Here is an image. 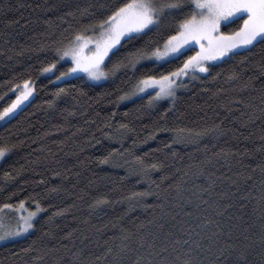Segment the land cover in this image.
Instances as JSON below:
<instances>
[{
    "label": "trees",
    "instance_id": "1",
    "mask_svg": "<svg viewBox=\"0 0 264 264\" xmlns=\"http://www.w3.org/2000/svg\"><path fill=\"white\" fill-rule=\"evenodd\" d=\"M114 2L0 0V110L16 99L24 81L33 82L25 104L0 124V147L11 149L0 164V208L24 201L45 209L29 234L0 245V264H135L145 253L138 248L139 235L156 232V224L167 221L164 231L171 227L173 238H179L181 229L206 216L221 223L231 216L230 223L240 225L235 234L247 229L258 252L264 216V45L233 52L174 100L152 105L154 92L129 101L120 97L148 76L176 71L193 54L190 49L168 63L145 61L175 34L179 14L172 30L122 40L106 62L111 73L106 82L81 75L56 81L69 62L51 74L42 71L59 62L58 48H68L100 18L102 5ZM240 25L242 20L230 21L221 33L231 34ZM117 63L121 67L113 74ZM60 89L64 92L57 97ZM104 158L108 163H101ZM145 192L153 195H133ZM97 200L106 203L96 206ZM203 200L234 206L221 218ZM162 202L163 212L152 207ZM122 235H132L137 251L114 261L125 243ZM24 248L33 251L26 254ZM209 259L205 255L204 264Z\"/></svg>",
    "mask_w": 264,
    "mask_h": 264
},
{
    "label": "snow or ice",
    "instance_id": "2",
    "mask_svg": "<svg viewBox=\"0 0 264 264\" xmlns=\"http://www.w3.org/2000/svg\"><path fill=\"white\" fill-rule=\"evenodd\" d=\"M102 7L105 10L101 13L100 18L84 27L81 33L76 34L70 48L57 49L61 59L70 56L75 65L69 72L62 73V76L83 71L88 74L90 79H106L107 74L101 71V65L104 64L105 57H108L109 53L115 55L114 50L118 45H121L122 40L131 41L148 32L160 33L172 30V22L176 20L178 14L183 18L175 24V34L167 36L162 55L159 47L154 50L155 59L153 62L163 60L164 63H168L179 59L185 54L184 46L190 42L200 45V51L189 56L183 62L182 67L168 75L161 76L160 80L168 87H160L156 95L149 100L150 105L162 98L174 97L175 89L182 86V82L177 83L180 77L187 76L190 72L195 73L197 70L208 72L207 61L223 57L234 49L244 48L251 51L257 44L264 45V0H115L114 3H107ZM186 8L187 11H185ZM87 12V9L83 10V13ZM237 20H242V25L237 31L227 35L220 33L222 21L234 22ZM205 41L206 44L203 43ZM89 45H92L89 48L91 55H82L83 49ZM140 59H144V57L141 56ZM148 59H153V57H148ZM136 63H139V60L133 61L132 66L135 67ZM55 67L56 65L53 63L42 71L47 73ZM119 67H121L120 63L113 66V74ZM193 78L195 77L193 76ZM156 83L158 82L154 77L148 76L147 79L139 81V91L147 93L148 86ZM23 87L24 91H21L15 100L0 110V121L14 115L19 106L32 95V86L29 81H24ZM62 92L64 89H60L55 95L58 97ZM127 98V95L120 97L121 100ZM122 127L126 126L122 125ZM10 151L8 146L0 147V160L4 159ZM230 154L216 153L217 156L223 155L225 158ZM101 163H108V158H104ZM152 167L156 168V165H152ZM261 172L264 173V165L261 166ZM200 174L202 173L198 175ZM247 179H251V177ZM53 190L55 191V189ZM176 191L179 195L180 185H177ZM133 195L144 197L153 195V193L145 192ZM156 195L162 201L168 199L167 196ZM261 200L264 202V195L261 196ZM202 202L215 211L217 217L221 218L225 217L228 210L234 206L231 203L224 205L219 202L210 203L208 200ZM104 203L106 201L97 200L96 206ZM187 204H191V201H187ZM177 206L183 208L181 205ZM19 207L21 210L24 209V201L19 202ZM152 207H159L163 212L165 204L162 202L159 205H152ZM241 207L243 208L244 205L241 204ZM12 208V204L5 203L0 211ZM42 211L45 209L37 202L35 211L28 212L27 216H21L15 231H0V241L19 236L34 228L33 220ZM207 211L208 209H205V212ZM60 214L62 213H57V215ZM185 215L192 216V212L186 211ZM161 219L163 220V216ZM172 219H175V216ZM232 219L231 216H228L227 221L229 222L221 223L220 220H213L206 216L200 223L189 226L186 230L181 229L183 236L179 238H173L174 233L171 231V227L168 232L164 231L167 221L156 224V232H149L146 236L139 235L138 248L145 250L146 254H138L135 264H204L205 255L210 257L208 264H264V216H262L258 228V252H256L257 240L250 239L247 229H244L240 235L235 234L240 230V225L230 223ZM152 223L153 221H149V224ZM0 229H3L2 224H0ZM121 239L125 243L113 256L114 261L122 258L127 252L137 251L131 247L132 235H122ZM158 240L159 244H157ZM22 251L27 254L33 249L24 248ZM108 252L112 253L113 249H108ZM254 253L259 256L258 261L250 259Z\"/></svg>",
    "mask_w": 264,
    "mask_h": 264
},
{
    "label": "rangeland",
    "instance_id": "3",
    "mask_svg": "<svg viewBox=\"0 0 264 264\" xmlns=\"http://www.w3.org/2000/svg\"><path fill=\"white\" fill-rule=\"evenodd\" d=\"M228 22H230V21H222L221 22V26L223 24L228 23ZM221 26H220V33H221ZM203 43L206 44V41L203 42ZM71 46L72 45H70L68 48H70ZM91 47H92V45H89L87 48H84L81 54L84 55V56L91 55V53L89 51V48H91ZM118 47H119V45L117 46V48ZM190 49H193L194 50L193 54L190 55V56H193V55L196 54V52L200 51V45L194 44V43L190 42L189 44H187V45L184 46V52L187 51V50H190ZM240 49H244V48L234 49L232 52L227 53L223 57H220V58L215 59V60H209V61L206 62V66L209 68V66L211 64L217 63V62H219V61L227 58L230 54H232L233 52H236L237 50H240ZM163 52H164V47L160 49V54L162 55ZM110 55H111V53H109V56ZM109 56L108 57H105L104 64L101 65V71H103L104 73L107 74V78L106 79L105 78H101L99 80H93V79H90L89 78V76H88L87 73H85L83 71H76V72L70 73L69 75H66V76L59 75L58 77H60V79H57L56 78V81H59L61 79H65V78H70V77L77 76V75H81V76H84L88 81H90L92 83L106 82L109 79H111V73L108 72L106 70V68H105L106 62H107ZM148 57H153V59H148ZM154 59H155V57H154V52H153V53L149 54L146 57L145 61H147V62H153ZM64 62H69L70 63L69 70L75 66L74 63H73V61H72V58L70 56L69 57H64L63 59L59 58V62L55 63L56 67L52 71L47 72L46 74L53 73L55 71V69L57 68V66L59 65V63H64ZM156 63L161 64V63H164V62H163V60H160V61H156ZM69 70L67 72H69ZM67 72H65V73H67ZM203 74H205V72H199L197 70V71H195V73H191L190 72L189 75L180 77V79L177 81V83H181L182 82V86L175 89V96L174 97H165V98H162L160 100H174L179 92L185 90L192 81H194L195 79H197L198 77H200ZM193 76L195 78H193ZM160 78L161 77H154L155 81H157L158 83L152 84V85L148 86L147 93L154 92V94L156 95V92L160 90V87H165V88L168 87V85L166 83H164L163 81H161ZM144 79H147V78H144ZM30 84L32 86V92H33V82H30ZM138 84H139V82L131 90L130 94L127 95L128 98L127 99H124L123 101H129V100H132V99H134L136 97H140V96H143V95L147 94L145 92H140L139 91ZM21 91H24V87L23 86H21L20 88H18L16 90V96L19 95ZM27 100H25L19 106V108H21L25 104V102ZM19 108L16 110V112L19 110ZM7 119L8 118H6V120ZM6 120L0 121V124H2L3 122H5ZM10 153H11V151L5 156L4 159L0 160V164H1V162L3 160H5L10 155ZM35 207H36V204L33 205V206H28L26 203H24V209L23 210H21L20 207H19V205H17V206H13L12 209H4L3 211H0V224L3 225V229H0V231H4V230H7V231H15L16 228H17V222L20 220L21 216H27L28 212L35 211ZM41 214H42V212H40L38 214V216L33 220V223H35L36 219ZM32 229H29L28 232L22 233L19 236H15V237H11V238L2 240V241H0V245L3 244V243H5V242H8L10 240H15V239H19V238L25 237L27 234H29L32 231Z\"/></svg>",
    "mask_w": 264,
    "mask_h": 264
}]
</instances>
